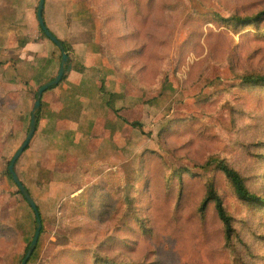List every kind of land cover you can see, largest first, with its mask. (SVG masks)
Wrapping results in <instances>:
<instances>
[{
	"label": "rangeland",
	"instance_id": "obj_1",
	"mask_svg": "<svg viewBox=\"0 0 264 264\" xmlns=\"http://www.w3.org/2000/svg\"><path fill=\"white\" fill-rule=\"evenodd\" d=\"M38 1L33 0L31 4V0H0V117L9 123L4 130V138L0 137V215L2 217L0 221L16 229V236L10 238L8 243L0 239V264H12L16 257L19 259L24 256L30 237L34 234V213L17 195V186L4 176V170L6 162L10 161L26 138L29 128L26 114L30 112L31 116L36 88L56 75L60 62L59 50L37 27L35 9ZM160 1L167 7L175 5L172 10L176 12L180 10L182 13L178 12V14L186 16V19L178 14H172L165 20L158 8L151 15L150 20L148 19L145 34H141L140 26V35L128 40L126 47L134 48V52L144 50L163 59L165 64L159 68L168 73L172 85L169 90L174 88V93L171 97H160L141 104L139 92L145 88L144 98L148 99L153 92L150 89L151 85L157 83L158 60L135 56L124 63L125 66L131 61L135 63L130 74L136 81L138 80L134 73L141 68L138 72L139 83H142L140 87H137L133 80L111 73V63L108 59L104 60V65L107 66L100 74L105 79V91L112 96V106L114 108L127 106L130 110L129 120L139 121L142 123V128L139 130L131 123L126 132L123 131L122 122L118 121L117 134L112 139L99 140L93 148L75 142L74 148L68 153L66 151V155L54 159L49 168L52 174L49 176L46 174L47 180L44 184L39 185L34 180L27 182L28 191L38 207L45 227L38 254L29 264H91L92 255L105 256L110 261L113 260V264H121L120 261L130 264H193L198 259V254L194 251L198 239L193 231L195 227L185 225L180 230L189 213L196 206L197 196L187 199L182 216L178 217L174 225L169 222L171 228L162 232L158 241L140 237L133 220L125 210L137 189L138 180L136 174L132 176V173L138 166L140 154L145 151H155L161 155L172 170L188 166L186 156L197 159L205 149L215 151L210 156L223 159L235 167L237 159L234 137L231 147L227 143L230 112L228 109L231 101L241 102L242 96L239 91L232 92V88L227 85L229 79L226 77L224 63L209 62L205 65L201 78L204 75L211 78L212 83L209 88L201 85V78L189 88L185 87V84L191 67L200 64L206 56L205 40L209 30L223 34V37L218 38L219 50L226 46V40L231 48L239 45L238 52L245 62L251 68L261 71H264V53L254 52V47L264 46V43L248 41L246 44H241L240 34L234 33L227 27L218 28L213 23L205 24L204 20L197 16L198 13L217 11L222 15L226 14L215 0ZM117 4L118 0H110L107 7L113 9ZM73 7L77 10L90 8L95 11L98 40L101 24L96 9L83 7L78 1ZM184 19L185 22L181 26ZM160 21L161 25H159ZM191 21L201 25L202 37L200 43H187V49L183 50L181 43L188 36L187 24ZM109 22L112 23L111 26L116 25L114 18ZM110 24L109 28H111ZM134 29V27L121 28L120 34ZM95 36V31L90 32V38ZM178 47L184 53V61L179 69H175L174 53ZM143 67H147V70L143 71ZM194 72L197 70L194 69ZM215 91L220 92L205 104V109L213 111L212 114H204L201 123L197 116H194L192 121L186 116H180L166 136H163L172 151L164 147L158 138L159 132L174 117L175 111L171 110L175 105L188 100L192 103L198 99H207ZM185 107L186 105L183 106V111H186ZM50 108L52 107L44 106L40 110L42 111L40 120L48 127L51 125L48 116ZM243 108L247 109V106L239 107V109ZM250 116V111L243 112L245 119ZM247 138L251 141L259 139L252 132ZM21 159L14 166L15 173H20L19 175L22 174L23 161L28 164L23 173L27 171L31 152L27 150ZM59 167L68 170H54L55 168L59 170ZM237 168L239 169L238 166ZM110 171H119L128 178H125L121 184L118 179H108L103 182L105 174ZM244 172L251 173V169L247 168ZM261 172L264 170L261 169ZM263 179H259L260 182ZM105 187L114 196L119 197V211L110 218L107 212L102 222L94 221L91 214L99 206L100 201L97 192L105 191ZM220 189L223 190L221 186ZM84 190L91 192L90 205L85 197H76ZM58 233L66 235L65 243L62 239L60 246L57 245Z\"/></svg>",
	"mask_w": 264,
	"mask_h": 264
},
{
	"label": "trees",
	"instance_id": "obj_2",
	"mask_svg": "<svg viewBox=\"0 0 264 264\" xmlns=\"http://www.w3.org/2000/svg\"><path fill=\"white\" fill-rule=\"evenodd\" d=\"M77 1L81 6L94 7L97 11L101 30L97 40L95 64L99 63V66L84 68V78L70 81L67 78V71H64L61 82L43 93L36 116L34 137L21 154L23 156L27 150L31 152L29 167L25 173L17 175L27 191L28 181L34 180L39 185L46 182V174L47 176L52 174L49 168L55 156L66 152L75 142L81 146L93 148L99 140L112 139L117 133L116 121L118 120L123 123L126 132L131 123L133 127L141 130L142 123L129 120L128 111L130 110L127 106L119 108L112 106V96L105 91V79L100 74L101 70L107 66L104 65V60L108 59L111 63V73L122 75L127 80H133L136 86L140 87L142 83H139L138 72L141 68L134 73L138 80L136 81L135 77L130 74L135 63L131 61L126 66L124 63L135 56H141L145 59H157L159 68L165 64V61L144 50L134 52V48L126 47L128 40L140 35V26L141 34H145L148 19L150 20L151 15L158 8L165 20L172 14L182 13L180 10L177 12L172 10L175 5L167 7L160 0H118V4L113 9L107 7L110 0H72L71 4L74 6ZM215 1L226 14L222 15L217 11L198 13L197 16L203 19L205 24L213 23L218 28L227 27L234 33L240 34L241 44H246L248 41L264 43V0ZM180 16L186 19V16ZM111 18L116 19L115 26H111L112 23L109 22ZM185 19L180 24L181 26ZM187 26L188 36L181 43L183 50L187 49V43H200L202 37V28L199 23L191 21ZM37 27L41 31L38 23ZM133 27L135 28L133 31L120 34L121 28ZM42 35L44 36L43 33ZM219 37H223V34L208 31L205 40L207 42L206 56L200 64L191 67L185 87L189 88L200 80L207 63H224L226 77L229 79L227 85L232 88V92L239 91L242 96L241 102L231 101L228 109L230 112L227 143L231 147L234 137L237 164L233 167L223 159L210 156L215 151L211 152L204 147V152L197 159L186 156L188 166L172 170L161 155L155 151H145L140 154L138 166L132 173V176L136 174L138 180L137 189L125 210L133 220L140 237L158 241L161 233L171 228L169 222L174 225L178 217L182 216L187 199L196 195V206L180 227V230L185 225L195 227L193 231L198 236L197 241L199 242L196 241L194 249L198 254V259L193 264H264V179L260 182L264 178V172H261V169L264 170V71L251 68L245 62L238 52L239 45L231 48L226 40V46L219 50ZM21 44L23 46L22 41ZM62 44L67 51L66 44ZM254 52L264 53V46H255ZM174 55L176 57L175 69H179L184 61V53L178 47ZM58 58H61L60 51ZM194 69L197 72H194ZM142 70H147V67H143ZM157 78L156 85H151L150 89L153 92L148 99L144 98L145 88L139 92L141 104L173 95L174 88L169 90L172 85L168 73L159 68ZM210 79L204 75L200 80L201 85L209 88L212 83ZM42 85H39L36 90ZM219 92L211 93L207 99H198L192 103L188 100L185 103L176 104L171 110L175 111L174 117L159 132L158 138L162 145L172 151L163 136H166L180 116H186L191 121L194 116H197L201 123L204 114H212L213 111L205 109V104L216 97ZM184 105H186V111H183ZM241 105L247 106V109H239ZM44 106L52 107L48 114L51 120L49 127L40 120L42 117L40 110ZM244 111H250L251 116L248 119L243 117ZM30 117V112H28L26 114L28 125ZM8 124L0 117L1 138H4V130ZM250 132L255 133L259 139L256 141L248 139ZM5 166L4 176L12 180L8 172L9 161ZM247 168L251 169V173L244 172ZM125 178L128 177L119 171H110L105 174L103 182L108 179H118L121 184ZM219 185L223 188L222 191ZM104 189L106 192H99L95 188L100 201L91 217L98 222L104 220L107 212L110 218L119 211V197L114 196L106 187ZM16 193L26 203L18 190ZM90 193L84 190L76 197H85L90 205ZM38 213L40 216L39 210ZM0 218H2L1 215ZM44 230V223L41 219L38 243L26 264L37 256ZM33 231L35 232V224ZM8 232L11 234L9 235ZM0 234H4L0 236V239L8 243L10 238L16 236V229L1 222ZM33 235L30 237L27 248ZM65 236L61 233L57 234L58 246L62 244V239L65 243ZM23 257L19 259L16 257L12 264H20ZM113 263V260L110 261L105 256L92 255L91 257V264ZM120 263L130 264L125 261H120Z\"/></svg>",
	"mask_w": 264,
	"mask_h": 264
},
{
	"label": "crops",
	"instance_id": "obj_3",
	"mask_svg": "<svg viewBox=\"0 0 264 264\" xmlns=\"http://www.w3.org/2000/svg\"><path fill=\"white\" fill-rule=\"evenodd\" d=\"M71 1L72 0H45L43 9V19L48 30L54 35L55 38H57L60 42L65 43L67 46L66 52L68 54V63L66 65L65 71H67L68 74V81L84 78V68L99 66V63L95 64L98 37V22L96 13L93 9L90 8L82 10L74 9ZM32 2L33 0H31V4ZM93 31L96 32V36L90 38V32ZM52 45L55 44L52 43ZM100 65H102V63ZM59 67L60 62L57 68V72ZM55 76L56 75H54V77ZM118 121H116V129ZM72 148H74L73 144L68 148L67 153ZM67 153L64 152L62 154L56 155L55 158L61 155H66ZM23 156H21V158ZM21 158L17 161L16 164H18L22 160ZM21 165L23 167L21 173H23L26 170L28 164L26 161H23ZM58 169L59 170L55 168L54 170H68V168L61 167H59ZM19 174L20 173H17L18 176Z\"/></svg>",
	"mask_w": 264,
	"mask_h": 264
},
{
	"label": "water",
	"instance_id": "obj_4",
	"mask_svg": "<svg viewBox=\"0 0 264 264\" xmlns=\"http://www.w3.org/2000/svg\"><path fill=\"white\" fill-rule=\"evenodd\" d=\"M44 3H45V0H39L38 1L37 8H36L37 23H38L42 33L44 34V36L49 41H51L53 44H55L57 46V48L60 50L61 59H60V67L58 69L56 76L37 89L33 108L31 111L30 123H29V128H28L26 138L24 139L22 144L19 146V148L15 151V153L13 154V156L11 157V159L9 161L8 172L12 178V181L15 183V185L18 188L19 193L23 196L26 203L29 205V207L31 208V210L33 211V213L35 215V232H34L32 240H31V243L28 246L27 251L25 252V255H24L20 264H26L27 263L28 259L33 254V252L37 246L39 235H40V230H41V218L39 216L37 206H36L35 202L33 201L31 195L25 189V187L22 185L17 174L15 173L14 166H15L18 158L23 153V151L27 148V146L30 144V141L32 140V138L34 136V133L36 130V116H37L39 109H40L41 98H42L43 93H45L48 89H50L52 87H56L61 82V80L64 76V71H65L66 65L68 63V54L65 51V48H64L62 42H60L57 38H55L54 35L45 26V22L43 19Z\"/></svg>",
	"mask_w": 264,
	"mask_h": 264
}]
</instances>
